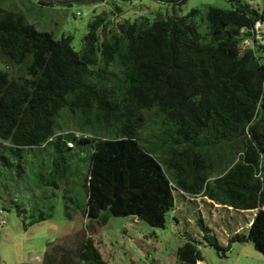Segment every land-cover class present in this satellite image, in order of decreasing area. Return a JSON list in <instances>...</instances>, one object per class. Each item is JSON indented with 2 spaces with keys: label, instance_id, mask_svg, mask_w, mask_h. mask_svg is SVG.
Returning <instances> with one entry per match:
<instances>
[{
  "label": "trees",
  "instance_id": "16d2710c",
  "mask_svg": "<svg viewBox=\"0 0 264 264\" xmlns=\"http://www.w3.org/2000/svg\"><path fill=\"white\" fill-rule=\"evenodd\" d=\"M228 1L133 21L96 14L76 50L73 35L40 31L0 0V215L34 226L60 192L70 219L165 228L179 201L200 198L251 212L227 249L252 242L264 255V12ZM197 225L179 264H201L203 242L225 254L200 213ZM60 249L42 264H109L92 240L75 256Z\"/></svg>",
  "mask_w": 264,
  "mask_h": 264
},
{
  "label": "rangeland",
  "instance_id": "374dc122",
  "mask_svg": "<svg viewBox=\"0 0 264 264\" xmlns=\"http://www.w3.org/2000/svg\"><path fill=\"white\" fill-rule=\"evenodd\" d=\"M11 2L24 12L29 11L27 20L38 30L52 32L58 38L63 34L73 35L76 50L82 48L88 24L96 14L106 13L112 20L133 21L140 16H181L192 9L205 11L208 7H231L228 0H188L176 6L155 0H102L82 5L69 2L71 4L52 6L35 3L33 9L28 7V0ZM249 2L264 12V0ZM78 12L80 15H77ZM262 31L264 34V23ZM3 66L12 72L17 70L10 65ZM177 206L180 209L177 210L179 222L169 215L165 228L151 227L135 217H112L107 224L98 225L86 216L70 219L62 195L58 192L52 218L34 226H24L14 211L0 215V264L42 263L46 249L58 247L75 255L77 249L88 240L94 242L109 264H179L177 251L186 241V233L197 237L201 235L197 225L199 213L213 229L220 245L226 249L222 254L216 247L203 242L199 245L203 255L201 264H264L263 253L252 242H233L231 248L227 249L236 233L248 234L249 222L254 217L251 212L217 207V204L212 206L200 198L186 204L179 201Z\"/></svg>",
  "mask_w": 264,
  "mask_h": 264
},
{
  "label": "water",
  "instance_id": "95a60500",
  "mask_svg": "<svg viewBox=\"0 0 264 264\" xmlns=\"http://www.w3.org/2000/svg\"><path fill=\"white\" fill-rule=\"evenodd\" d=\"M57 1L58 2H62V3L72 2V3L78 4V5H82V4H87V3H91V2H93V3L99 2V1H102V0H57ZM59 252H60V254H64V253H66L68 251L67 250H59ZM46 255L55 256L56 255V249H46L44 256H46ZM17 264H42V263H37V262H22V263H17Z\"/></svg>",
  "mask_w": 264,
  "mask_h": 264
},
{
  "label": "flooded vegetation",
  "instance_id": "af4514ba",
  "mask_svg": "<svg viewBox=\"0 0 264 264\" xmlns=\"http://www.w3.org/2000/svg\"><path fill=\"white\" fill-rule=\"evenodd\" d=\"M48 4H50V3H54V1H55V4H64V3H62V2H58L57 0H45ZM68 3V2H67Z\"/></svg>",
  "mask_w": 264,
  "mask_h": 264
},
{
  "label": "built area",
  "instance_id": "2783aa9c",
  "mask_svg": "<svg viewBox=\"0 0 264 264\" xmlns=\"http://www.w3.org/2000/svg\"><path fill=\"white\" fill-rule=\"evenodd\" d=\"M261 27V24L260 23H258L257 24V28L259 29ZM248 42V41H247Z\"/></svg>",
  "mask_w": 264,
  "mask_h": 264
}]
</instances>
